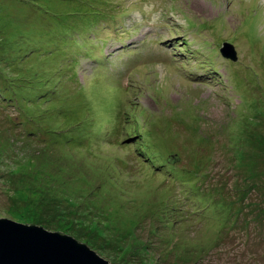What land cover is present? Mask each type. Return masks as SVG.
Returning a JSON list of instances; mask_svg holds the SVG:
<instances>
[{"label": "rangeland", "instance_id": "obj_1", "mask_svg": "<svg viewBox=\"0 0 264 264\" xmlns=\"http://www.w3.org/2000/svg\"><path fill=\"white\" fill-rule=\"evenodd\" d=\"M0 218L264 264V0H0Z\"/></svg>", "mask_w": 264, "mask_h": 264}, {"label": "water", "instance_id": "obj_2", "mask_svg": "<svg viewBox=\"0 0 264 264\" xmlns=\"http://www.w3.org/2000/svg\"><path fill=\"white\" fill-rule=\"evenodd\" d=\"M224 58L237 61L234 46L223 43ZM0 264H110L76 238L36 224L0 218Z\"/></svg>", "mask_w": 264, "mask_h": 264}, {"label": "trees", "instance_id": "obj_3", "mask_svg": "<svg viewBox=\"0 0 264 264\" xmlns=\"http://www.w3.org/2000/svg\"><path fill=\"white\" fill-rule=\"evenodd\" d=\"M143 151H145V148H143ZM178 154V153H177ZM148 159H150V158H148ZM151 161L152 162H154L155 163V165H158V166H167L168 167V165H167V160L166 159H162V160H160L159 162H156V161H153L152 159H151ZM170 163V162H169ZM171 164V163H170ZM172 165V164H171ZM173 167H174V165H172ZM172 167V168H173ZM169 168V167H168ZM132 215V214H131Z\"/></svg>", "mask_w": 264, "mask_h": 264}, {"label": "clouds", "instance_id": "obj_4", "mask_svg": "<svg viewBox=\"0 0 264 264\" xmlns=\"http://www.w3.org/2000/svg\"><path fill=\"white\" fill-rule=\"evenodd\" d=\"M225 43V42H224ZM223 45V44H222ZM221 49V48H220ZM221 53V52H220Z\"/></svg>", "mask_w": 264, "mask_h": 264}]
</instances>
